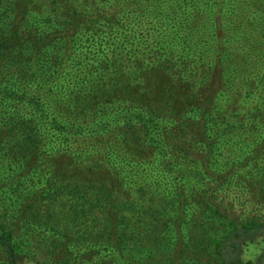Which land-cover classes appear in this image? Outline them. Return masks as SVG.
Instances as JSON below:
<instances>
[{"label":"trees","instance_id":"16d2710c","mask_svg":"<svg viewBox=\"0 0 264 264\" xmlns=\"http://www.w3.org/2000/svg\"><path fill=\"white\" fill-rule=\"evenodd\" d=\"M249 168L264 175V0H0V264L39 237V264H70L74 237L134 251L122 237L165 232L147 259L264 264L242 257L264 221L217 196ZM210 217L219 238H186Z\"/></svg>","mask_w":264,"mask_h":264},{"label":"rangeland","instance_id":"374dc122","mask_svg":"<svg viewBox=\"0 0 264 264\" xmlns=\"http://www.w3.org/2000/svg\"><path fill=\"white\" fill-rule=\"evenodd\" d=\"M241 188L233 186L228 190H222L217 193L221 202L224 213L228 214L230 219L237 218L238 220H257L264 221V175L263 172L258 173V169L253 170L249 168L247 173L241 177ZM215 192H212V194ZM208 197V193L205 196L206 199L214 201L216 193ZM200 211H206L207 206L202 202L199 204ZM204 216V215H203ZM202 218V217H201ZM228 218V219H229ZM197 224L192 221L190 224L191 236L186 237L188 240L196 241L204 238V244L208 246V240H212L217 237H212L215 232L222 228L219 225L218 220L215 217H210V220L205 222V226H202V221L198 220ZM229 219V220H230ZM200 227V228H199ZM206 228L209 234L203 231ZM166 231V229H165ZM164 231V232H165ZM167 232L163 233L162 237H159L163 244L160 243L158 238L150 237V242H145L147 237H122L124 240L131 242L135 246V250H115L114 252H107L106 250H100L99 243L102 237H74L78 239V244L69 249V252L64 255L68 260H71L70 264H164L166 259L153 260L147 259L148 255L152 256V252L155 254H161L169 248H173L171 244L172 237H167ZM211 236V237H210ZM86 238V239H85ZM105 238V239H104ZM104 240H108L109 237H104ZM43 241L40 245L42 250L36 256L26 257L24 262L26 264H39L38 261H42L43 254L51 252V246L55 241V237H39ZM116 239V238H115ZM141 243V245H139ZM200 245V246H202ZM199 246V249L202 248ZM196 248V247H195ZM194 248V249H195ZM264 252V233L259 234L254 239H250L243 245L242 257L247 259H255L261 253ZM41 253V254H40ZM207 256L212 255V251H206ZM170 260V259H169ZM205 260V259H204ZM53 262L58 264L57 257H53ZM168 262H172L171 260ZM207 263V258L205 260Z\"/></svg>","mask_w":264,"mask_h":264}]
</instances>
